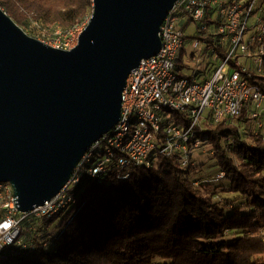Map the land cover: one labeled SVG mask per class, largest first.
<instances>
[{
  "label": "trees",
  "instance_id": "1",
  "mask_svg": "<svg viewBox=\"0 0 264 264\" xmlns=\"http://www.w3.org/2000/svg\"><path fill=\"white\" fill-rule=\"evenodd\" d=\"M0 6L45 41L87 25L93 13V0H0ZM249 113L208 118L198 133L202 146H212L219 167L213 177L190 154L184 167L179 153L154 156L150 169H131L127 181L113 175L98 184L87 175L86 182L83 171L73 191L77 203L40 218L42 240L31 233L33 216L23 221L21 238L34 251L10 264H264V135L248 125ZM62 214V229L47 248L46 228Z\"/></svg>",
  "mask_w": 264,
  "mask_h": 264
},
{
  "label": "water",
  "instance_id": "2",
  "mask_svg": "<svg viewBox=\"0 0 264 264\" xmlns=\"http://www.w3.org/2000/svg\"><path fill=\"white\" fill-rule=\"evenodd\" d=\"M180 0H93L72 50L29 35L0 6V183L21 213L58 196L122 117L127 80L159 54Z\"/></svg>",
  "mask_w": 264,
  "mask_h": 264
},
{
  "label": "built area",
  "instance_id": "3",
  "mask_svg": "<svg viewBox=\"0 0 264 264\" xmlns=\"http://www.w3.org/2000/svg\"><path fill=\"white\" fill-rule=\"evenodd\" d=\"M178 12L198 23L201 34L215 27L217 35L231 45L223 65L203 84L179 73L178 60L187 36ZM85 27L50 42L54 48L72 50ZM160 35L159 54L143 60L127 80L119 124L90 149L58 196L31 213H21L12 185L0 183V264H10L19 253H33L34 244L21 238L23 221L31 215L51 218L75 205L73 191L83 171L98 184L113 175L127 181L131 169H150L154 156L168 158L177 153L183 155L186 167L191 150L202 146L198 133L204 127V112L209 111L208 118L215 122L239 118L248 109L251 119L263 117L264 113L251 106L264 108V0H180ZM241 59H246L245 64ZM226 65L234 68L231 73L225 72ZM258 126L264 128L261 122Z\"/></svg>",
  "mask_w": 264,
  "mask_h": 264
},
{
  "label": "rangeland",
  "instance_id": "4",
  "mask_svg": "<svg viewBox=\"0 0 264 264\" xmlns=\"http://www.w3.org/2000/svg\"><path fill=\"white\" fill-rule=\"evenodd\" d=\"M178 14L179 24L185 31L187 36L185 44L186 53L183 56V61L187 65V67L184 69L179 68L181 70L180 72L184 77L189 79L195 78L199 84H203L206 80H210L212 78L217 68L223 65L225 57L231 50V45L229 44V41L227 39H222L217 35L215 27H210L209 31L206 34H201V32L199 31L198 23L193 22L191 18L184 13L178 12ZM251 24H253V22H251ZM251 35L252 32H249V36ZM38 39L44 41L52 47H55L54 43L45 41L43 36ZM195 42L198 43L196 47H194ZM193 55L194 57H191ZM240 62L242 64H245L246 59H241ZM233 69L234 68L231 67V65H226L224 68L226 73H231ZM251 109L264 113V108L262 110L257 109L253 105L251 106ZM209 113V111H206L202 116V121L204 124L207 122ZM169 116L176 120V115L174 113H169ZM259 122H261L264 126V115L259 121L253 120L250 117L247 121L250 127L264 133V128L260 129L258 126ZM211 149L212 146L210 144H203V146H201L200 148L191 150L190 155L200 169H207V171H209L211 176L213 177L218 174L219 167L215 164V160L212 159L210 151ZM83 179L86 182H89L86 172H84L83 174ZM32 216L33 215H31L30 217ZM64 216L65 214H62L61 217H59L55 222H53L46 228L48 237H50L48 241L45 240L44 242V244H47V248L54 247V242L52 243L50 240L54 239L55 241V239L59 235L62 229L61 224ZM30 221L34 223L31 230L32 235L36 234L38 235V239L42 240L41 237L43 235H41L42 233L40 232L42 230H40V228H42L41 219L33 216V218H30ZM22 239L25 240L27 238Z\"/></svg>",
  "mask_w": 264,
  "mask_h": 264
}]
</instances>
